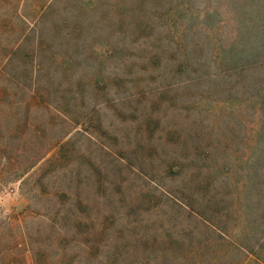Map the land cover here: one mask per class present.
<instances>
[{"label":"rangeland","instance_id":"374dc122","mask_svg":"<svg viewBox=\"0 0 264 264\" xmlns=\"http://www.w3.org/2000/svg\"><path fill=\"white\" fill-rule=\"evenodd\" d=\"M255 1L0 0V264H264Z\"/></svg>","mask_w":264,"mask_h":264},{"label":"trees","instance_id":"16d2710c","mask_svg":"<svg viewBox=\"0 0 264 264\" xmlns=\"http://www.w3.org/2000/svg\"><path fill=\"white\" fill-rule=\"evenodd\" d=\"M264 0H256L255 2H257L258 4L262 3ZM254 19H244V23L247 29H249L251 31L252 37H253V41H252V47L251 50L246 52L243 48L241 49H231L228 51V55L230 59H234V61L237 62L241 61V62H246L248 60L253 61L255 60L260 54L261 56L264 57V21L260 20L257 18L258 22ZM245 34H243L244 36ZM244 38H246V36H244ZM242 38V43L243 44V39ZM248 39V37H247ZM251 42V41H250ZM244 46V45H242ZM241 46V47H242ZM263 120H264V114H263ZM262 151H264V147L262 149ZM263 156V153H259V155H257V159H260ZM253 225L259 227L258 225H260V222L258 221V219H255L254 222H252ZM245 236V235H244ZM245 238H247L245 236ZM247 246H251V245H247Z\"/></svg>","mask_w":264,"mask_h":264}]
</instances>
